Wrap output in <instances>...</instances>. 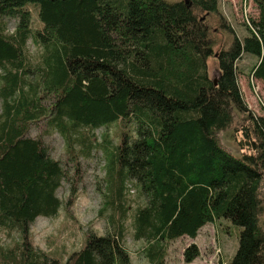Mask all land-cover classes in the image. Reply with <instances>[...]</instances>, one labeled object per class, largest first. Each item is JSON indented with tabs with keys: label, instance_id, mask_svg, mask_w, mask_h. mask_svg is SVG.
<instances>
[{
	"label": "trees",
	"instance_id": "obj_1",
	"mask_svg": "<svg viewBox=\"0 0 264 264\" xmlns=\"http://www.w3.org/2000/svg\"><path fill=\"white\" fill-rule=\"evenodd\" d=\"M255 2L258 15L240 38L219 0H0V228L21 240L0 264H132L123 245L127 180L146 200L132 226L150 264H165L166 242L194 239L220 219L240 228L221 264H264V114L247 106L237 76L239 59L255 57L249 75L264 91V0ZM30 3L41 22L34 32ZM4 17L17 18L14 33ZM213 20L227 42L218 51ZM30 37L44 49L34 68L24 53ZM117 120L134 122L136 133L109 152L107 203L118 220L111 215L104 234L88 232L64 262L33 248L30 225L57 214L56 189L78 171V153L94 148L80 128ZM50 130L63 137L66 162L52 157L42 137ZM227 130L237 153L220 140ZM199 254L190 243L183 260Z\"/></svg>",
	"mask_w": 264,
	"mask_h": 264
},
{
	"label": "rangeland",
	"instance_id": "obj_2",
	"mask_svg": "<svg viewBox=\"0 0 264 264\" xmlns=\"http://www.w3.org/2000/svg\"><path fill=\"white\" fill-rule=\"evenodd\" d=\"M176 1V0H169ZM31 12L30 27L34 32L41 27L36 7L30 3L27 5ZM219 8L224 17L234 27L240 38L246 35L245 24L258 15L255 0H219ZM5 33H14L17 26V18L4 17ZM213 36L217 41L214 50L227 46L226 39L217 30V21H211ZM216 29V30H215ZM43 47L31 37L25 45V57L29 65L34 68L41 64ZM256 58L244 54L237 62L238 83L247 106L258 115L264 114V91L263 82L249 75V67ZM208 73L211 78L217 75V63L215 57H209ZM34 75L29 76L33 79ZM2 101L0 99V113ZM83 135H88V140L94 148L88 155L78 153L76 162L78 171L73 167L69 170L71 182L62 180L56 189L60 206L57 214L52 217L38 216L30 225V241L33 248L39 249L51 257L65 261L73 251L79 250L86 241L88 232L104 234L112 229L109 218L112 215L114 222L118 220L116 206L111 207L108 201L112 198L108 189L109 152L118 144L124 133L132 138L136 137L135 123L125 120H117L103 126L87 130L80 128ZM32 135H37L38 130L33 129ZM230 130L220 135L222 144L234 153L238 152L237 146L230 137ZM44 141L50 146L51 155L54 159L66 162L68 154L63 137L56 131L50 130L43 134ZM76 151L81 149L75 141ZM73 190V192L71 191ZM72 201L68 203L70 197ZM145 197L139 192L138 185L133 180H127L123 190V204L127 209L126 217L122 220L124 225L123 245L127 248L132 264H150L144 254L145 240H135L133 237L132 218L136 207L145 204ZM240 228L227 219H220L214 223L204 225L195 239L183 236L165 243L167 250L164 259L165 264H221L228 262L234 255L238 245ZM20 237L16 231L0 228V255H9V251L18 254ZM190 243H196L200 254L191 263L183 260V251ZM3 253V254H2ZM1 260V258H0Z\"/></svg>",
	"mask_w": 264,
	"mask_h": 264
},
{
	"label": "crops",
	"instance_id": "obj_3",
	"mask_svg": "<svg viewBox=\"0 0 264 264\" xmlns=\"http://www.w3.org/2000/svg\"><path fill=\"white\" fill-rule=\"evenodd\" d=\"M195 239V238H194ZM224 263V262H223Z\"/></svg>",
	"mask_w": 264,
	"mask_h": 264
},
{
	"label": "water",
	"instance_id": "obj_4",
	"mask_svg": "<svg viewBox=\"0 0 264 264\" xmlns=\"http://www.w3.org/2000/svg\"><path fill=\"white\" fill-rule=\"evenodd\" d=\"M214 82H216V81H214Z\"/></svg>",
	"mask_w": 264,
	"mask_h": 264
}]
</instances>
